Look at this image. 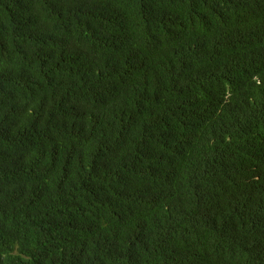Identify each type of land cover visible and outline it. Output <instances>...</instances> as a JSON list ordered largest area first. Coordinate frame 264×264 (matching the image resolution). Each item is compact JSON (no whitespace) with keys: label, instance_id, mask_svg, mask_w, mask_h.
<instances>
[{"label":"trees","instance_id":"16d2710c","mask_svg":"<svg viewBox=\"0 0 264 264\" xmlns=\"http://www.w3.org/2000/svg\"><path fill=\"white\" fill-rule=\"evenodd\" d=\"M0 264H264V0H0Z\"/></svg>","mask_w":264,"mask_h":264}]
</instances>
